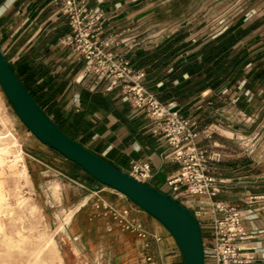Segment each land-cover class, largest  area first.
Instances as JSON below:
<instances>
[{
	"label": "crops",
	"instance_id": "crops-1",
	"mask_svg": "<svg viewBox=\"0 0 264 264\" xmlns=\"http://www.w3.org/2000/svg\"><path fill=\"white\" fill-rule=\"evenodd\" d=\"M236 4L223 5L219 8L222 14L217 16L215 9L205 6V13L192 16L189 22L201 17L222 22L225 30L214 39L237 24L252 28L237 45L247 57L240 79L216 91L204 90L189 101L169 100L166 104L190 119L196 130H206L211 135V140H199L201 148L215 144L222 152V163L214 165L219 183L218 193L211 203H223L239 211L244 237L237 245L251 253L255 263L264 264V200H255L264 196V126L260 122L263 113L248 106L264 102V91L260 90L264 86V0H239ZM88 6L103 13L104 33L119 39L129 35L131 25L138 18L165 8L166 2L88 0ZM68 33L66 21L53 0H4L0 4V51L15 70L23 64L41 69L44 76L38 77L31 89L47 84L43 91L49 87L56 92L57 111L50 115L53 122L73 141L125 173L136 163H147L151 178L146 185L172 197L167 182L178 168L166 141L151 133L152 125L142 111L115 98L116 92L107 91L105 82L84 73L83 63L62 43ZM214 39L208 37L205 42L198 39L194 45L176 52L163 71L169 74L177 60L198 52L202 45ZM121 42L111 50L130 62L137 52L146 56L156 54V48L127 51ZM163 83L164 80L156 76H146L144 81L152 94L161 89ZM173 84L178 85V82ZM237 88L240 109L223 117L212 95ZM219 117L221 124L215 125ZM49 156L60 165L68 162L53 150ZM36 159L35 162L43 165L40 162H44L43 159ZM75 168L79 170L78 175L68 176L80 191L73 194L65 206L74 209L66 226L70 242L68 263L144 264L143 258L147 255L155 264H183L176 243L157 220L120 193L98 184ZM53 171L62 174L60 169ZM207 205L208 201L197 198H186L182 204L191 214L205 210ZM112 210L119 215L126 213L125 219L140 225L146 237L140 238L124 229L123 223L112 217ZM210 222L208 212L198 219L204 241L210 239Z\"/></svg>",
	"mask_w": 264,
	"mask_h": 264
},
{
	"label": "rangeland",
	"instance_id": "rangeland-1",
	"mask_svg": "<svg viewBox=\"0 0 264 264\" xmlns=\"http://www.w3.org/2000/svg\"><path fill=\"white\" fill-rule=\"evenodd\" d=\"M164 1L165 8L138 18L131 25L129 35L115 38L116 41H122L127 51L135 52L155 49L171 37L179 38L177 46L183 47L194 45L198 39L205 42L208 37L214 39L223 32L226 25L201 16L190 23L191 17L203 15L205 6L215 9L216 16L221 15L220 7L236 6L239 0ZM260 90L264 91V86ZM238 91V88L227 89L212 95L223 117L240 109ZM248 106L261 110L260 122L264 126V102ZM220 119L216 118L215 125L221 124ZM234 123L238 125L237 119ZM0 146L9 149L4 157L6 164L0 168V185L5 195V204L0 210V264H71L66 261L67 256L70 259L66 226L74 209L65 206L71 196L80 191L68 176L78 175L79 170L70 162L60 165L49 156L51 150L28 132L1 88ZM19 155L21 160L13 162V157ZM35 156L44 160H39L43 165L35 162ZM57 169L61 175L53 171Z\"/></svg>",
	"mask_w": 264,
	"mask_h": 264
},
{
	"label": "built area",
	"instance_id": "built-area-1",
	"mask_svg": "<svg viewBox=\"0 0 264 264\" xmlns=\"http://www.w3.org/2000/svg\"><path fill=\"white\" fill-rule=\"evenodd\" d=\"M53 4L69 29L62 43L77 61L83 63L84 73L105 82L107 91L116 92L115 98L142 111L152 125L151 133L166 141L172 161L178 168L176 175L167 182L172 198L181 205L186 198L208 201L205 210L192 214L197 222L207 212L211 215L210 239H202L204 264H257L251 253L237 245L244 237L239 211L223 203H211L218 193L219 183L214 165L223 161V154L215 144L206 148L199 146L201 138L211 140V135L206 130H196L190 119L181 116L171 104L160 103L147 90L145 71L135 68L129 59L111 50L118 42L113 35L104 33V15L91 9L88 0H53ZM127 174L146 185L151 178V169L147 163H136ZM255 200L263 201L264 196ZM125 214L111 211L112 217L119 219L124 229L145 238L141 226L127 221ZM143 261L144 264H155L147 255Z\"/></svg>",
	"mask_w": 264,
	"mask_h": 264
},
{
	"label": "water",
	"instance_id": "water-1",
	"mask_svg": "<svg viewBox=\"0 0 264 264\" xmlns=\"http://www.w3.org/2000/svg\"><path fill=\"white\" fill-rule=\"evenodd\" d=\"M0 88L20 122L35 139L157 220L176 243L183 264H204L200 226L194 216L171 196L137 182L66 136L35 103L1 51Z\"/></svg>",
	"mask_w": 264,
	"mask_h": 264
},
{
	"label": "trees",
	"instance_id": "trees-1",
	"mask_svg": "<svg viewBox=\"0 0 264 264\" xmlns=\"http://www.w3.org/2000/svg\"><path fill=\"white\" fill-rule=\"evenodd\" d=\"M2 2L4 0H0V4ZM251 29V27H242L239 24L234 25L224 34L202 45L198 52L177 60L169 74L163 71L164 67L175 57L176 52L187 47L186 45H184L185 47L177 46L181 41L179 38L166 40L162 45L156 47V54L152 53L146 56L142 52H137L131 57V64L137 69H143L146 76H156L157 79L164 80L162 88L153 91L160 103L166 104L169 100L179 103L186 102L204 90L216 91L222 85L228 82L233 85L240 79L247 57L245 51L237 45ZM165 52L167 54H164ZM159 53L162 54L161 59H159L161 55ZM11 69L35 103L51 119L50 115L57 111L56 92L49 87L43 91L47 84L31 89L35 80L44 76L41 69L39 67L31 68L26 64L19 65L16 70L13 67ZM24 76L25 78H23ZM183 76H187V79H184ZM174 81H177L178 85H174ZM57 127L61 130L59 126Z\"/></svg>",
	"mask_w": 264,
	"mask_h": 264
},
{
	"label": "bare ground",
	"instance_id": "bare-ground-1",
	"mask_svg": "<svg viewBox=\"0 0 264 264\" xmlns=\"http://www.w3.org/2000/svg\"><path fill=\"white\" fill-rule=\"evenodd\" d=\"M2 138V137H1ZM4 138V137H3ZM10 139V138H9ZM3 141V140H2ZM4 141H6V140H4ZM7 142V141H6ZM6 145H9V143L8 144H6ZM9 154V149L7 148V147H3V146H0V168L1 167H3L5 164H4V157L6 156V155H8ZM17 159L18 160H21V156L19 155V156H15V157H13V162H16L17 161ZM18 167V166H17ZM7 203V202H6ZM4 204H5V195H4V191H3V189H2V187H1V185H0V210H1V208L4 206Z\"/></svg>",
	"mask_w": 264,
	"mask_h": 264
}]
</instances>
